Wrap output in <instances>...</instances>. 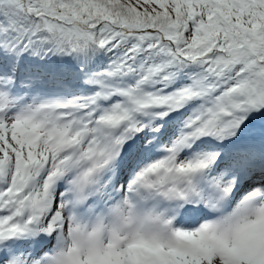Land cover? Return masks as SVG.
I'll return each mask as SVG.
<instances>
[{"label":"snow or ice","instance_id":"1","mask_svg":"<svg viewBox=\"0 0 264 264\" xmlns=\"http://www.w3.org/2000/svg\"><path fill=\"white\" fill-rule=\"evenodd\" d=\"M0 264H264V0H0Z\"/></svg>","mask_w":264,"mask_h":264}]
</instances>
